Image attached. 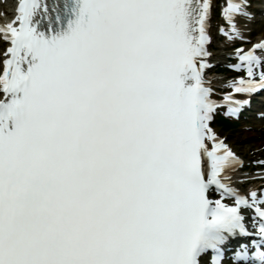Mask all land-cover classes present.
<instances>
[{
	"label": "snow or ice",
	"instance_id": "obj_1",
	"mask_svg": "<svg viewBox=\"0 0 264 264\" xmlns=\"http://www.w3.org/2000/svg\"><path fill=\"white\" fill-rule=\"evenodd\" d=\"M217 7L228 77L207 75ZM255 19L252 0H18L0 24V264H264V183L241 187L264 169L240 171L215 123L264 91Z\"/></svg>",
	"mask_w": 264,
	"mask_h": 264
},
{
	"label": "rangeland",
	"instance_id": "obj_2",
	"mask_svg": "<svg viewBox=\"0 0 264 264\" xmlns=\"http://www.w3.org/2000/svg\"><path fill=\"white\" fill-rule=\"evenodd\" d=\"M5 5H8V2L5 3ZM3 5L0 4V11L1 7ZM257 37V36H256ZM228 136L229 142L233 145V147L241 154H244L245 156H250L252 152H254L255 148H257L261 143L256 142L255 145H252L249 148V145L247 142L249 141H255V135L254 132L250 129H247L246 131L242 128V131L239 132H232L231 135L228 132H222Z\"/></svg>",
	"mask_w": 264,
	"mask_h": 264
},
{
	"label": "bare ground",
	"instance_id": "obj_3",
	"mask_svg": "<svg viewBox=\"0 0 264 264\" xmlns=\"http://www.w3.org/2000/svg\"><path fill=\"white\" fill-rule=\"evenodd\" d=\"M261 37H264V33H262Z\"/></svg>",
	"mask_w": 264,
	"mask_h": 264
}]
</instances>
